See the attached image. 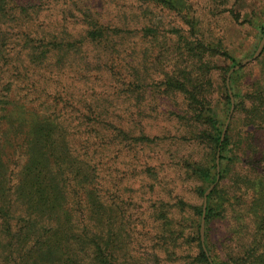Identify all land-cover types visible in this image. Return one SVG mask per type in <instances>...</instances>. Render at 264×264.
I'll return each instance as SVG.
<instances>
[{
	"label": "rangeland",
	"instance_id": "374dc122",
	"mask_svg": "<svg viewBox=\"0 0 264 264\" xmlns=\"http://www.w3.org/2000/svg\"><path fill=\"white\" fill-rule=\"evenodd\" d=\"M168 1L173 9L153 0H9L17 5L11 15L26 17L30 27L7 30L76 35L90 30L93 20L121 31L120 70L108 108L130 139L141 138L117 145L111 161L114 201L125 213V228L114 231L126 239L130 264H180L178 250L170 255L157 245L154 214L163 207L173 228L181 221L186 227V216L172 204L182 200L187 211L203 209L211 187L215 216L200 232L204 239L207 227L213 254L264 264V44L256 55L264 0ZM123 80L128 94L120 92ZM177 81L189 90L200 86L197 97L211 107L221 137L224 130L223 139L229 136V148L215 158L223 178L210 185L188 171L190 164H209L214 154L211 142L198 138L209 128L196 122Z\"/></svg>",
	"mask_w": 264,
	"mask_h": 264
},
{
	"label": "trees",
	"instance_id": "16d2710c",
	"mask_svg": "<svg viewBox=\"0 0 264 264\" xmlns=\"http://www.w3.org/2000/svg\"><path fill=\"white\" fill-rule=\"evenodd\" d=\"M153 1L173 9L168 0ZM15 9L16 4L0 0V264H130L126 239L118 240L114 231L125 228V213L114 201L111 161L117 145L141 138L130 139L108 108L120 70L121 31L92 20L84 34L10 33L12 24L30 27L26 17L11 15ZM175 83L196 122L209 128L198 138L211 142L213 159L190 164L188 171L210 185L223 178L215 158L229 148V136L221 137L211 107L197 97L200 86L189 90L184 82ZM119 86L122 94L129 93L124 80ZM225 99L229 105L228 95ZM213 194L205 211H187L182 200L172 204L186 216L187 228L181 221L174 229L163 207L154 214L160 226L157 245L170 255L178 250L180 264L246 262L219 260L207 227L202 238V218L207 226L215 216Z\"/></svg>",
	"mask_w": 264,
	"mask_h": 264
},
{
	"label": "water",
	"instance_id": "95a60500",
	"mask_svg": "<svg viewBox=\"0 0 264 264\" xmlns=\"http://www.w3.org/2000/svg\"><path fill=\"white\" fill-rule=\"evenodd\" d=\"M263 44H264V37H263V39H262V41H261V43H260V46H259V48H258V50H257V52H256V55L260 52V50H261V48H262V46H263ZM255 55V56H256ZM224 133H225V130H224V132L222 133V138H223V136H224ZM212 189V187L205 193V195H204V206H203V211H205V207H206V198H207V195H208V193L210 192V190ZM203 218H202V222H201V232H202V230H203Z\"/></svg>",
	"mask_w": 264,
	"mask_h": 264
}]
</instances>
